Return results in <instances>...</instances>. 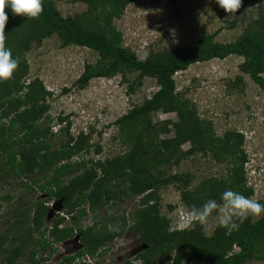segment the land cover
<instances>
[{"label":"trees","instance_id":"16d2710c","mask_svg":"<svg viewBox=\"0 0 264 264\" xmlns=\"http://www.w3.org/2000/svg\"><path fill=\"white\" fill-rule=\"evenodd\" d=\"M80 1L85 9L67 16L59 13L53 0H42V11L36 18L16 16L5 8V46L18 57V65L11 78L0 80V187L18 181L25 192L39 194L31 202H25L22 193L2 196L7 203L13 197L17 201L7 205L9 215L0 227V264H43L49 257L42 254L46 246L75 234L80 248L54 264H77L76 258L95 255L108 241L128 231L138 233L146 244L145 250L136 254L140 264H181L182 260L184 264H241L255 258L257 251L264 249V214L255 220L246 216L242 223L235 217L238 228L231 233L219 225L210 235L204 234L201 225L170 231L167 219L156 207V188L165 181L154 174V168L169 161L180 144L188 142L189 151L209 152L214 161L227 168L225 175L206 177L191 189L181 187L179 197L185 206L198 208L209 199L222 202L220 194L226 189L245 197L250 194L243 179V135L235 130L216 135L211 122L196 115L192 102L175 92L172 76L193 62L240 55L238 67L259 88L264 110V14L260 11L234 40L215 41L214 31L141 60L122 45L119 32L111 24L131 0ZM248 1L261 4L263 0H241L234 14ZM228 24L233 27L234 21ZM52 33L62 46H84L98 55L94 64L84 65L74 81L78 87L93 77L117 73L124 77L127 72H137L138 78H155L157 89L152 95L114 120L130 144L127 153L73 160L72 156L88 151L89 133L79 132L73 137L67 116H57L58 129L51 131L47 103L51 93L38 77L26 79L24 52ZM157 110L173 111L177 118L152 122L151 113ZM168 132L172 135L158 137ZM54 135L58 141L51 144L48 139ZM171 178L187 182L175 175ZM135 195L138 204L130 221L121 213L118 217L103 215L85 226L73 222L62 225L74 211L84 216L87 210L95 213L98 207L108 208V204L116 205ZM55 199L62 200L65 215H56L47 227L43 223L47 202ZM120 264L132 263L125 260Z\"/></svg>","mask_w":264,"mask_h":264},{"label":"rangeland","instance_id":"374dc122","mask_svg":"<svg viewBox=\"0 0 264 264\" xmlns=\"http://www.w3.org/2000/svg\"><path fill=\"white\" fill-rule=\"evenodd\" d=\"M53 1L62 16L74 15L86 7L80 0ZM242 7V11L229 14L225 13L215 0H131L120 15L111 20V24L119 32L122 45L142 60L150 53L173 49L214 31H217L215 41L234 40L260 11L264 14V0L261 4L259 1H248ZM230 21H234V26L229 28ZM24 57L28 63L26 79L38 77L45 89L51 93L47 99L51 131L58 129L57 116H67L68 131L73 137L79 132L90 135L88 151L72 156L73 160L111 158L130 150V144L121 136L114 120L152 95L157 89L154 77L144 75L138 78L137 72H127L122 77L117 73L112 77H93L84 86L78 87L74 81L84 69V65L94 64L98 55L84 46H62L54 33L44 36L40 43L33 42L24 52ZM241 61L240 55L231 54L222 59L193 62L186 69L176 71L172 78L175 92L192 102L196 115L200 119L209 120L216 135L220 136L226 130H235L243 135V179L244 185L250 188L247 197L260 202L264 201L263 100L259 88L240 71L238 66ZM262 76L264 77V72ZM176 118L173 111L157 110L151 113L152 122L175 121ZM171 135L172 132L160 133L158 137ZM48 141L56 144L58 136L54 135ZM189 147L188 142H183L169 161L154 168V174H158L160 179L165 181L156 188V207L159 215L167 219L170 231L180 229L178 225L183 215L192 210L180 200V188L191 189L206 177L225 175L227 168L225 164L214 161L209 152L189 151ZM173 175L187 182L183 184L184 182L178 179H172ZM18 183L13 181L0 187V227H3V222L9 215L7 205L11 202L14 205L17 201L13 197L10 203L5 202L2 199L5 193H22L25 202H31L39 194L38 191L32 194L25 192L26 188H21ZM138 198V195H135L116 205L108 204V208L98 207L95 213L87 210L84 216H78L74 211L64 218L62 225L73 222L76 226H85L103 215L113 214L118 217L121 213L130 221ZM217 204L222 202L217 201ZM218 215V209L214 210L206 222L193 221L188 228L201 225L204 234L210 235L214 227L219 225ZM247 216L255 220L260 215ZM74 238L75 236H72L62 241L61 248H53V244L46 246L42 254L56 251L50 254L51 262L48 264L58 262L63 255H74L80 248ZM137 238L136 232H124L121 238H113L103 245H108L105 247L107 255H97L96 260H99L100 264H110L107 258L109 251L113 249L112 264H115L116 260L120 261L122 257L129 256L130 253L126 254L127 249L134 251ZM131 242L134 245L132 248L128 246ZM111 245L118 246V249L116 246L109 249ZM144 250L145 248L140 251ZM111 258L113 260V257ZM184 263L182 260L181 264ZM77 264H81V261H77ZM241 264H264V249L257 251L255 258Z\"/></svg>","mask_w":264,"mask_h":264},{"label":"clouds","instance_id":"9594fccd","mask_svg":"<svg viewBox=\"0 0 264 264\" xmlns=\"http://www.w3.org/2000/svg\"><path fill=\"white\" fill-rule=\"evenodd\" d=\"M215 3L220 8H222L225 13L234 14L236 10L240 7L241 0H215ZM5 8L9 9V11L16 16L36 18L42 11V0H0V80L11 78L13 72L16 70L18 65V57L14 56L12 54L11 49L5 46L6 33L4 31V27L8 19V13L5 12ZM220 200L222 201V204L220 205L217 204L216 200L209 199L203 204H201L198 208H193L192 210L187 211L183 216L181 222L179 223L178 227L180 229H186L193 221L204 223L206 222L209 215L214 210L218 209L219 226L224 228L226 230V233H231L233 230H236L238 228V224L235 222L234 219L235 217H239V220L242 223L248 214L256 216L264 214V203H260L254 199L245 197L240 192L233 191L231 189L224 190L220 194ZM47 204L48 208L43 217V223L47 227H50L52 219L55 218L56 215H65V210L61 199L49 201L47 202ZM50 205H52L51 208ZM109 227L111 228V226ZM74 236L75 239H77L78 241V235ZM52 244L53 243L49 245ZM55 252H50L48 254L50 256L51 253ZM48 254H44V256ZM48 259H50V257H48ZM75 261L77 263V261H81V258H76ZM138 261L137 263H134L133 261L130 262L133 264H138ZM54 263L56 262H53L52 264ZM93 264L98 263L95 260Z\"/></svg>","mask_w":264,"mask_h":264},{"label":"built area","instance_id":"2783aa9c","mask_svg":"<svg viewBox=\"0 0 264 264\" xmlns=\"http://www.w3.org/2000/svg\"><path fill=\"white\" fill-rule=\"evenodd\" d=\"M51 206L52 205H50V208H51ZM184 216V215H183ZM115 239L116 238H121V235H119V236H117V237H114ZM60 243V244H59ZM115 244V243H114ZM140 245V247H138L137 248V246H139ZM139 245L137 244V243H135V246L132 244V242L128 245L129 247H133V249H134V251H132V249H127V252H126V254L127 253H130L131 254V252H132V254L130 255L129 254V256H126L125 258L124 257H122V260H120V261H115L116 263L115 264H118V263H120V262H122L123 260H130V261H133L134 263H137V261L136 260H134V257H135V255L140 251V250H142V249H144V248H146V244L145 243H143V242H141V241H139ZM53 246H54V248H61L62 246H61V242H55V243H53ZM108 246V245H107ZM107 246H102V247H104L103 249H102V247L98 250V252L97 253H95V255H93V256H89V255H84L82 258H81V261L82 262H87V263H89V264H93L94 263V261L96 260V258H95V256H97L98 254L99 255H101V254H106V251L105 250H107V248H105V247H107ZM116 245H111L110 247H109V249L110 248H114ZM116 249H118V246H116ZM102 250V252H100ZM108 252V251H107ZM113 252V249L112 250H110L109 251V256H108V258H107V261L108 262H111L110 264H112V261H114V253H112ZM107 255V254H106ZM122 255H124L123 253H122ZM111 257H113V260H112V258ZM119 259H121V258H119ZM91 260H93V261H91ZM48 262H51V259H47L46 261H45V263L47 264ZM139 262V261H138ZM114 264V263H113Z\"/></svg>","mask_w":264,"mask_h":264},{"label":"flooded vegetation","instance_id":"af4514ba","mask_svg":"<svg viewBox=\"0 0 264 264\" xmlns=\"http://www.w3.org/2000/svg\"><path fill=\"white\" fill-rule=\"evenodd\" d=\"M62 201V200H61ZM55 207V206H54ZM75 239V238H74ZM76 240V239H75ZM139 241H141V240H139V238H137V241H135V243H137L138 245H139ZM78 243H79V241H77ZM80 245V244H79ZM138 247H140V245L139 246H137V248ZM134 260H139V263H141L142 261H141V259L137 256V255H135V257H134ZM125 260H123L122 262H124ZM96 262L97 263H99L100 264V261L99 260H96ZM122 262H120V263H122ZM120 263H118V264H120ZM138 263V264H139ZM133 264V263H132Z\"/></svg>","mask_w":264,"mask_h":264}]
</instances>
